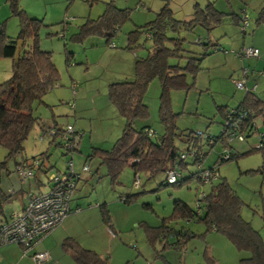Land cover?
Instances as JSON below:
<instances>
[{"label": "rangeland", "instance_id": "obj_1", "mask_svg": "<svg viewBox=\"0 0 264 264\" xmlns=\"http://www.w3.org/2000/svg\"><path fill=\"white\" fill-rule=\"evenodd\" d=\"M112 1L117 9L125 11L128 15L120 26V30L112 38L111 43L115 48H110L103 38L96 36L87 38L83 43L70 41L71 35L77 31L78 26L87 18L95 19L101 15L106 3L111 0H16L17 7L28 17L42 21L38 32L39 48L51 53L52 62L58 71L57 84L42 99L48 107L37 106L34 114L41 116L42 123L45 125H51L55 116L65 130L64 127L68 123L75 125L72 110L70 109L71 113L68 117V107L65 104L73 98L72 90H70L72 81L77 84L78 78L89 79L88 90L93 87L94 95L97 96L96 101L93 102L91 91L86 96L87 89L82 95H85L81 102L83 108H88L89 111L94 110V112L91 113L92 120L83 118L84 134L79 140L78 151L72 154V158L77 172L82 173L80 160H85L90 171L83 172L70 200L72 212L68 217H72V220L69 229L73 235L85 241L84 246L81 244L85 249L108 258L111 264L112 261L113 264H209L208 258L213 261V264H239V260L248 257V253L238 252L224 236L213 231L206 232L204 226L195 221H178L174 224L175 221L170 220L174 200H181L194 207L199 195L210 191V182L200 183L193 179L185 181L181 186H172L165 184L164 173H159L151 180H147L143 173H139L142 187L135 188L133 170L125 167L118 183L112 187L108 178L105 177L104 167L99 166L97 158L86 161V155L91 147L89 139L100 140L101 135L109 136L110 126L114 124L116 127L118 124L116 118L123 121V118L107 102L105 82L110 77H122L121 75L126 73L120 74L115 70L116 60L112 59L110 52L106 51L126 50L127 33L132 31L134 26H142L154 19L155 13L166 3L176 20H180V17L189 18L195 3L203 7L207 2H214V6L225 13L233 11L242 15L245 11L248 18L245 33L239 26L233 24L229 16H225L222 24L209 33L201 27H196L191 32L182 34L185 39L183 48L190 53L199 54L200 46L208 41L214 46L208 48L210 54L201 60L199 64L201 69L194 80L190 75L186 78L188 84L195 83L194 87L189 91L174 90L170 93L172 111L181 113L175 120L179 130L217 135L221 126L217 107L225 105L230 108L235 107L245 91L254 85L255 93L264 100V25H255L258 9L264 5V0ZM64 20H68L69 25L63 32L60 23ZM18 23L17 16L11 12L10 2L0 0V24H4V33L7 37L14 39L17 36ZM61 35L65 38H61ZM197 39H199L198 44H196ZM138 41L142 43V46L134 51L138 57L144 58L152 46V41L146 40L144 35H141ZM243 46L257 48L260 52L259 58L237 57L236 53ZM66 52L72 53L69 62H66ZM104 54L103 61L98 63L97 60H100ZM88 62H95L91 64L90 69L87 66ZM178 62L181 65L185 64L184 59H178ZM103 65L107 67L106 70L105 68L102 70ZM11 74L12 61L0 58V83L7 81ZM237 80L244 82L246 87L237 89L234 85V81ZM77 92L78 89L74 94L75 102L78 98ZM159 94V83L157 79H154L150 82L144 97L149 116L145 120H138L135 124L137 129L144 125L148 126L155 131L156 137L162 134V125L158 120ZM106 103L115 112V117L107 113ZM77 108H81L79 104ZM255 125L258 133L264 132L261 119H255ZM40 131L41 128L37 132L36 126L32 129L24 143V152L16 156L14 160L8 161L6 169L0 173V188L6 194L20 191L19 196H21L20 200L11 198L10 202L4 205L3 211L6 216L25 200L29 192H46L47 180L51 173L56 170L62 173L66 169L69 157L64 155V147L59 145L63 144L60 136L49 144V136H45L43 140L38 139ZM77 133L82 134L81 131ZM119 134L117 132L118 136ZM257 135L254 134L243 141L236 139L231 142L233 152L240 156L236 160L232 159L219 164L218 177L212 180V184H216L220 178L226 179L244 203L241 217L259 232L264 242V150H254L252 153L244 154L251 148L258 147ZM110 139L112 138L109 137V141ZM111 141V144L107 142L102 144L104 147L102 149H109L115 140ZM221 149V146L217 144L208 152L202 163L204 168L213 166ZM44 152L47 153V164L53 167L46 174L39 173L40 184L33 180L21 183L14 171L15 163L24 159L30 161ZM5 154L6 150L0 147V162L4 160ZM186 161L188 162L186 169H177L181 178L196 172L195 165L191 164L189 159ZM259 168L263 173L248 172ZM128 194H138V196L133 202L125 204L119 198ZM103 203L107 205L115 226L116 235L112 237L115 239L107 233V228L100 220L99 209L95 207ZM75 209L76 211H73ZM162 219H169L171 227L176 230L184 227L197 236L187 241L184 251L164 247L163 242L151 241L150 243L146 237L145 225L155 228L160 225ZM63 257L69 264H74L68 255L64 254ZM61 264L68 263L62 261Z\"/></svg>", "mask_w": 264, "mask_h": 264}, {"label": "trees", "instance_id": "obj_2", "mask_svg": "<svg viewBox=\"0 0 264 264\" xmlns=\"http://www.w3.org/2000/svg\"><path fill=\"white\" fill-rule=\"evenodd\" d=\"M8 1L11 5L12 14L17 16L19 20V32L14 39L9 38L4 33V24H0V58L12 61L11 77L0 83V147L6 150L4 160L0 162V173L6 169L8 161L14 160L16 156L24 152V143L32 129L39 125L42 130L41 118L34 114V110L41 105L48 107L42 99L57 84L58 77V71L52 62L51 53L39 48L38 32L42 26V21L28 17L17 7L16 0ZM192 9L190 20L178 21L174 19L173 12L166 3L155 13L154 19L142 26H134V29L126 35L127 44L125 48L130 51L142 46V43L140 44L138 41L141 35L148 36L145 39L151 40L152 46L144 58L134 57L132 79L115 81L107 86L106 96L109 105L123 118V126L119 136L109 149L92 146L86 155V161L97 158L99 166L104 167L105 177L108 178L112 187L118 183L120 174L125 167H130L134 176L143 173L147 180H151L159 173L165 174L167 169H173L176 172L177 169H186L188 165L186 160L188 159L196 167L197 163L205 161L208 152L218 144L222 149L227 150L228 157H223L221 149L212 167L204 168L201 164L203 169L215 172L217 178V166L219 164L232 159L236 160L240 156L233 152L230 146L231 142L226 140L227 134H241L246 140L258 132L255 119H261L264 125V100L257 96L255 88L254 90L251 89L255 87L254 85L245 91L244 96L235 107L230 108L226 105L217 107L218 115L221 117L220 131L217 135L179 130L176 126L175 120L181 113L172 111L170 93L174 90L189 91L194 87L195 83L188 84L186 78L190 75L194 80L197 72L201 69L199 66L201 60L210 54L208 48L214 46L208 41L200 46L199 54L190 53L183 48L185 39L182 34L191 32L196 27H201L209 33L222 24L225 16H229L233 24L241 29L242 15H246L245 11L242 15L233 11L228 13L220 11L214 6V2H207L203 7L195 3ZM127 18V13L117 9L111 0V2L106 3L101 15L95 19L87 18L83 24L78 26L77 31L71 35L70 41L83 43L87 38L96 36L103 38L109 46L112 38L115 37ZM60 24H62V31L64 32L68 28L69 21L64 20ZM255 25H264V5L257 12ZM241 31L245 32V30ZM61 38H65V36L61 35ZM18 41L21 42V51L17 62L14 63ZM198 43L199 39L196 40V44ZM65 55L66 62H69L72 53L66 52ZM236 56L240 57L241 55L236 53ZM178 59H184L185 64L181 65ZM154 79H157L160 87L158 120L162 125V134L158 137H156L155 131L153 136L148 135V130H151L148 126L144 125L139 129L135 127L138 120H145L149 116L144 97L150 82ZM70 103L73 104V101L68 103L69 106ZM67 126L72 127L73 136L69 137L72 145L70 148L64 149V155L69 157L67 162H72L76 175L74 180L76 190L81 173H77L74 169L72 154L78 151L82 134L77 133L73 125H66L64 128ZM51 128L54 133L49 137V144L53 143L57 136L61 138L63 131V127L55 120ZM62 142L63 144L59 145L64 147L66 142L63 140ZM263 148L264 144L263 147L251 148L244 154L252 153L254 150L260 151ZM192 152H194L193 155H191ZM182 154H184V158H181ZM31 160L39 162L35 170L36 178L40 172L46 174L53 167L49 163L47 164V153L45 152ZM27 162L29 161L24 159L15 163V168L19 164H26ZM84 167H87L89 171L85 162L81 166L82 173L88 172L83 171ZM248 172L263 173L260 168ZM54 173L62 174L58 170ZM198 173L199 170L196 169V172L186 178H181L178 174L179 178L177 177L174 183H168L165 174V184L181 186L185 181L193 179L203 183L198 177ZM34 182L40 184L39 178L34 179ZM209 182L211 184L210 191L207 194L199 195L194 207L181 200H174L170 220L175 221L174 224L178 221H195L202 224L206 232L213 231L224 236L238 252L248 253V257L241 258L239 264H264V242L259 232L241 217V210L244 205L242 200L226 179L220 178L216 184H212V180ZM47 184L49 190L50 183L47 182ZM139 187H142L141 183ZM19 193L20 191L6 194L0 188V216L4 215L3 207L11 198L14 196L16 198L21 197ZM137 196L138 194H128L119 199L128 204L136 200ZM96 207L99 209L102 224L107 228L108 233L109 231L112 233H109L111 236H115L116 232L113 229L112 218L107 205L105 203L97 204ZM170 220L162 219L160 225L155 228L145 225L147 240L150 243L151 241L163 242L164 247L184 251L187 241L197 235L184 227L176 230V228L171 227ZM61 249L71 257L74 264H109L108 258H104L95 251L85 249L72 237H66L63 240ZM208 262L213 264L209 258Z\"/></svg>", "mask_w": 264, "mask_h": 264}, {"label": "built area", "instance_id": "obj_3", "mask_svg": "<svg viewBox=\"0 0 264 264\" xmlns=\"http://www.w3.org/2000/svg\"><path fill=\"white\" fill-rule=\"evenodd\" d=\"M247 16L242 15V27L241 30H245L247 26ZM148 38V36H146ZM238 54L248 58H259V50L253 47H241ZM236 88L243 89L244 84L242 81L235 82ZM72 89L76 88V85L71 86ZM255 87L251 88L254 90ZM73 104L70 103V107ZM54 130L51 127L43 128L38 133V139L43 140L45 136L51 137ZM61 138L64 142V149L71 147L72 143L69 141V137L73 136V130L71 126H67L65 130L61 132ZM148 135L153 136L154 131L148 130ZM258 139V147H263L264 144V132L256 133ZM243 141L244 136L241 134L229 133L226 140L232 142L233 140ZM223 157H228L226 149H222ZM194 152L191 153L193 155ZM184 154L181 158H184ZM202 163L196 164V169L199 170L198 177L205 182H209L216 178L215 172L203 169ZM39 162L37 160H30L26 164H19L15 168V173L21 183L29 182L34 178L35 170ZM83 171H88L87 167L83 168ZM166 180L168 183H174L178 177V173L173 169L166 170ZM76 175L73 170L72 162L66 163V171L62 174L51 173L48 178L50 188L48 191L29 192L27 194V201L20 210L10 213L9 220L0 223V247L8 244H16L21 248L22 256H26L32 248L38 243L44 240L50 235L66 218L70 213L69 201L75 190ZM139 175L134 176V187L140 186ZM203 194V193H202ZM201 195V194H200ZM110 234H112L109 231ZM34 264H41L49 260V255L46 252H33L30 256Z\"/></svg>", "mask_w": 264, "mask_h": 264}, {"label": "crops", "instance_id": "obj_4", "mask_svg": "<svg viewBox=\"0 0 264 264\" xmlns=\"http://www.w3.org/2000/svg\"><path fill=\"white\" fill-rule=\"evenodd\" d=\"M192 11H193V9H192ZM180 18H181L180 20H178V19L177 20L178 21H188V20H190L192 18V12L190 13L189 18H187V19H184L182 17H180ZM245 32H246V29H245ZM145 38L147 39V37H145ZM109 47L110 48H115V46H114L113 43H111V45H109ZM106 52H110V55L112 56V59H115L116 60V63H115V68L116 69L115 70L118 73H120V74H123V72H125L126 74L125 75H121L122 77H119V76H113L112 78L110 77L105 82V85L108 86V84H110L112 82H115L117 80L118 81H122V80H128L127 78H129V79L131 78L132 79L133 78V64H134V61H135V58L134 57L135 56L138 57V55L136 54V52L135 51H130L128 49H126V50H124V49H121V50H107ZM104 57H105V54L100 58V60H97V62L98 63L102 62L103 59H104ZM88 61H89V59H88ZM94 63L95 62H92V63L88 62V65H87L88 68L90 69L91 64H94ZM103 69L106 70L107 67H105V65H103L102 70ZM120 78H123V79H120ZM73 82L74 81H72V83L70 84V90H72V93H73V96H72L73 97L72 98L73 107H70L68 105V103L70 101H67L65 103L67 105V107H68L67 108L68 109L67 112H69L67 115H68V117H70L69 115H70L71 110H72L73 118L75 120V125H73V127L76 129V131H81L82 132V136H83V134H84L83 128L85 127L83 125V118L92 120V119H90V117L92 116L91 115L92 111L94 112V110H90L89 111L88 108H83V105L81 104V102L84 100L83 98L85 96V95L82 96L83 95V91H86V89H87L86 96L88 95V93L90 91L93 93L92 94L93 96L91 97V98H93V102L96 101L97 96L94 95V89H93V87H90L89 90H88V85L90 83L89 82V79L87 80L85 78L84 79L78 78V82H79V83H77L78 86H77V84H75ZM73 84H75L76 85V88L78 89V92H77L78 98H77L76 102H75V99H74V94H76V90L77 89L76 88L75 89H72L71 88V86ZM107 102H108V100H107ZM78 104H79V106L81 108H77V105ZM105 106L108 109L107 113L109 115H111L112 117L113 116L115 117V115H116L115 112H113V110H111V108H109V106H108L107 103H106ZM39 117L41 118V120H40L41 124L40 125H41L42 129L43 128L51 127L53 125V121L54 120L55 121L57 120L56 121L57 123L59 122V119H57L54 116L53 119L51 118L53 120L52 121V124L51 125L50 124L45 125V124L42 123L43 122V118L41 116H39ZM77 117L79 118L78 120H77ZM116 119L118 121V124L116 125V127L114 126V124H112L110 126L109 136H103V135H101L100 140L99 139L98 140H95V139H92V138L89 139L90 140V143L89 144H91V147L94 146V147L104 148L102 144H104L106 142L108 144H111V142H112L111 140H115L113 138H117L118 137L117 132H118V134L120 133V128H122V126H123V121L120 120V118H116ZM261 122H262V120H261ZM262 124H263V122H262ZM67 125H71V124L68 123ZM39 129H40V126L37 125L36 126L37 132H38ZM109 137L112 138V139H110V141H109ZM106 139H108V140H106ZM263 150H264V148H263ZM80 161H81V164L82 165L85 163V160H80ZM89 169H90V167H89ZM77 173H79V172H77ZM82 174L83 173L80 174L81 178H82ZM37 178H36V175H35V178H33L32 180L34 181V179H37ZM12 193H15V192H11L9 194H12ZM13 198H16V197L14 196ZM19 200H20V198H19ZM26 201H27V195H26L25 200L24 201H21L19 203V205L17 206V208L11 210V212L20 210L23 207V205L26 203ZM9 202H7V203H9ZM76 206H77V204H76ZM70 209H71V207H70ZM71 212H72V209H71ZM68 215L63 220V222L50 235H48L44 240H42L34 248H32V250L26 256H22L21 248H20L19 245H16V244H8V245H5L3 247H0V264H34L32 262V260H31V258H30L31 253H33V252H46V253H48L49 260L48 261H45V262H43L41 264H61L62 261L64 263L66 261V263L69 264V262H67V260H65V258L63 257V255L65 254L62 251V249H61V244H62L63 240L66 237H72V238L76 239L82 245L85 243V241L82 240L81 238H79L78 236L73 235V233L70 231L69 224L71 223L72 217H68ZM9 216H10V214L8 216H6L5 214L3 216H0V223H3V222L8 221L9 220ZM100 220H101V218H100ZM112 226H113V229H114L115 226H114L113 222H112ZM106 231L108 233V230H106ZM106 231H104V232H106ZM112 237H115V236H111V238ZM112 239H115V238H112ZM65 255H67V254H65ZM68 257H70V256H68ZM70 259H71V257H70ZM108 263H109V260H108ZM109 264H111V263H109ZM112 264H113V261H112Z\"/></svg>", "mask_w": 264, "mask_h": 264}, {"label": "water", "instance_id": "obj_5", "mask_svg": "<svg viewBox=\"0 0 264 264\" xmlns=\"http://www.w3.org/2000/svg\"><path fill=\"white\" fill-rule=\"evenodd\" d=\"M20 48H21V42L18 41L17 45H16V49H15V54H14V63H16L17 60H18V57H19V54H20V51H21Z\"/></svg>", "mask_w": 264, "mask_h": 264}]
</instances>
